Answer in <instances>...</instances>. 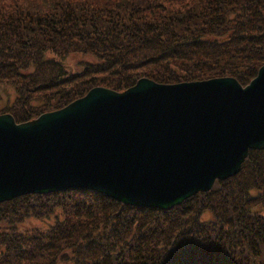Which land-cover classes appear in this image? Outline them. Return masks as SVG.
<instances>
[{"label": "trees", "instance_id": "16d2710c", "mask_svg": "<svg viewBox=\"0 0 264 264\" xmlns=\"http://www.w3.org/2000/svg\"><path fill=\"white\" fill-rule=\"evenodd\" d=\"M263 65L264 0H0V84L15 91L16 124L140 79L245 87ZM30 217L55 224L20 231ZM0 264H264V149L169 211L86 190L0 203Z\"/></svg>", "mask_w": 264, "mask_h": 264}, {"label": "water", "instance_id": "95a60500", "mask_svg": "<svg viewBox=\"0 0 264 264\" xmlns=\"http://www.w3.org/2000/svg\"><path fill=\"white\" fill-rule=\"evenodd\" d=\"M263 149L264 65L245 87L233 78L97 87L28 123L0 115V203L86 190L169 211Z\"/></svg>", "mask_w": 264, "mask_h": 264}, {"label": "rangeland", "instance_id": "374dc122", "mask_svg": "<svg viewBox=\"0 0 264 264\" xmlns=\"http://www.w3.org/2000/svg\"><path fill=\"white\" fill-rule=\"evenodd\" d=\"M65 65L70 71L78 70V66L76 64V58L74 56H69L65 59ZM15 99V91L12 87L6 84H0V115L8 114L5 109L10 106ZM24 124V123H23ZM204 219H208V216L205 215ZM55 224V220L53 217L48 219H37L34 217H30L26 219L25 222L19 226L20 231H28L32 229H41L47 230L50 229Z\"/></svg>", "mask_w": 264, "mask_h": 264}, {"label": "bare ground", "instance_id": "6f19581e", "mask_svg": "<svg viewBox=\"0 0 264 264\" xmlns=\"http://www.w3.org/2000/svg\"><path fill=\"white\" fill-rule=\"evenodd\" d=\"M15 199H17V198H15ZM15 199H13V200H15ZM10 201H12V200H10ZM10 201H8V202H10Z\"/></svg>", "mask_w": 264, "mask_h": 264}]
</instances>
